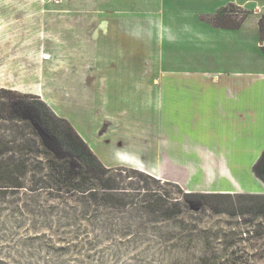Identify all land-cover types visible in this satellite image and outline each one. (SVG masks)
<instances>
[{
    "label": "rangeland",
    "instance_id": "obj_1",
    "mask_svg": "<svg viewBox=\"0 0 264 264\" xmlns=\"http://www.w3.org/2000/svg\"><path fill=\"white\" fill-rule=\"evenodd\" d=\"M188 3L0 0V88L39 96L84 141L81 149L87 147L109 169L102 179L118 188L112 193L127 196L109 204L103 196L108 191L90 173L85 184L65 176L57 180L53 159L57 168L71 165L76 173L84 162L56 140L44 141L32 124L6 119L5 110L0 113V264H203L198 241H209L219 252L229 231L237 235L227 241L235 239L239 252L249 254L246 264H264V182L254 167L243 177L193 179L158 167L159 159L172 156L174 135L159 110L162 91L174 88L175 74L189 75L196 59L183 58L186 70H175L184 52L180 41L181 47L191 46L186 40L192 35L198 43L214 44L208 17L223 6L237 21L243 15L239 9L247 10L241 27L253 41L264 20V0ZM194 78L195 88H207ZM65 130L75 136L66 123ZM11 170L21 188L1 177ZM212 186L241 192H192ZM180 189L198 195L187 199ZM151 194L181 203L182 218L151 211L144 199ZM181 220L192 233L181 229Z\"/></svg>",
    "mask_w": 264,
    "mask_h": 264
},
{
    "label": "crops",
    "instance_id": "obj_2",
    "mask_svg": "<svg viewBox=\"0 0 264 264\" xmlns=\"http://www.w3.org/2000/svg\"><path fill=\"white\" fill-rule=\"evenodd\" d=\"M204 1L196 0L193 5ZM261 8L264 10V5ZM241 26L227 29L212 25L216 28H209V33H214L212 45L198 43L192 35L186 40L191 46L181 47L183 41H180L179 49L188 54H180L175 70L179 66L185 71L184 59L191 58L192 63L196 57L193 71L188 69L189 75L179 71V75L175 74L174 88L162 91L164 101L159 107L163 124L172 123L174 135L173 149L169 150L172 156L159 159L158 167L171 169L175 176L193 179L252 175L264 151V32L259 27L253 41L252 37H246ZM243 30L245 33L241 35ZM194 77L207 83V88H195ZM225 186L192 192H241Z\"/></svg>",
    "mask_w": 264,
    "mask_h": 264
},
{
    "label": "trees",
    "instance_id": "obj_3",
    "mask_svg": "<svg viewBox=\"0 0 264 264\" xmlns=\"http://www.w3.org/2000/svg\"><path fill=\"white\" fill-rule=\"evenodd\" d=\"M231 7H235V5H230ZM239 9V8H238ZM243 13L240 20H234L232 15L228 12V6H225L218 10L214 15L209 18V22L214 27L218 28H227V29H236L239 28L247 19V10L239 9ZM234 12V11H232ZM237 13H240L237 11ZM260 30L261 33L264 32V21L263 19L260 21ZM264 52V47L262 48ZM30 100H36L30 102ZM8 110V117L6 119H19L21 121L28 122L32 124L34 132H38L41 138L45 141V139H50V141L56 140L63 148L71 151L72 153H76L79 158L84 162L85 166L83 165V170L79 173H76L75 169L68 165L66 169L57 168L56 159H53L52 163L50 164L51 172L56 175L57 180H61L62 177L65 176V181L73 182L76 181L78 184H85L89 178L88 174L92 175L89 176L90 178L96 179V182L101 183V186L104 187L107 193H103L105 200L108 201L109 204H120L127 199V196L119 197V195H115L112 193L113 190H117V187L114 185H110L103 181L102 178L107 176L109 169H107L98 158L93 157L86 147V152L81 149V143L84 145V141L75 133L74 130L71 129L70 125L63 119H59L56 114L49 108V106L40 99L39 96H32L31 94L27 93H20L15 90L0 88V113L4 114V111ZM5 116V115H2ZM65 123L66 126L72 130L73 134L77 136V138L71 137L67 130H65ZM80 141V142H79ZM85 146V145H84ZM136 171V169H132ZM3 171L1 172V177L9 179L12 185L17 188H21V183H15L13 179H11L14 175V170ZM85 171L86 173H83ZM27 169L21 171V177L23 178L27 173ZM254 172L258 178H260L264 182V151L261 154L259 160L254 165ZM65 174V175H64ZM4 180V179H3ZM16 180V179H15ZM9 182L7 184H9ZM98 184V183H97ZM181 193L185 195L188 199L192 197V195H198L193 193H183L180 189ZM203 195V194H200ZM139 196V195H138ZM209 197H227L231 198V194H209ZM149 198V207L153 212H161L164 213V216L169 220H179L183 216V207L182 204L178 201L171 202L166 197L162 195H155L151 194L150 196L146 195L144 199ZM141 201V204H147L145 200ZM264 215V213H262ZM182 228L185 232L192 233V226H186L184 220L180 221ZM225 237L226 242L222 243V248L218 252H216V248L212 247L209 241L199 240L198 244L199 251L205 257H203V264H246L249 263V254L245 251L239 252V245L238 241H231L227 239L229 237H234L237 235L232 231H229ZM198 244H196L198 246ZM204 251V253H203ZM210 252L212 254H210Z\"/></svg>",
    "mask_w": 264,
    "mask_h": 264
}]
</instances>
